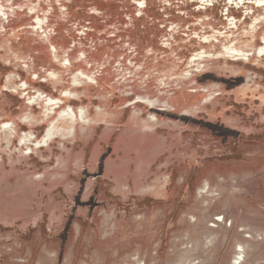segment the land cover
<instances>
[{"label":"rangeland","instance_id":"374dc122","mask_svg":"<svg viewBox=\"0 0 264 264\" xmlns=\"http://www.w3.org/2000/svg\"><path fill=\"white\" fill-rule=\"evenodd\" d=\"M0 10V264H264V6Z\"/></svg>","mask_w":264,"mask_h":264},{"label":"flooded vegetation","instance_id":"af4514ba","mask_svg":"<svg viewBox=\"0 0 264 264\" xmlns=\"http://www.w3.org/2000/svg\"><path fill=\"white\" fill-rule=\"evenodd\" d=\"M234 1H238L240 3H243V1H245V0H230V2H234ZM249 1L251 3H254L255 5H257L258 7L264 6V0H255V1L254 0H249ZM1 14H2V12L0 10V16H1ZM257 22H258V20L256 21V23ZM206 40H209V39H206ZM258 52H259L260 55L263 54L264 53V48H260ZM218 56H220V57L223 56L224 58H228V57H239L240 58L241 57V58L246 59V60H248V58H249L248 54L244 53L243 51H239V50H237L234 47H224L223 52H221L220 54H218ZM218 56L207 55L206 53H198L196 55V58L199 61V60H202V59H205V58H210V59L212 58L213 59V58H216ZM49 103L54 104V102L52 100L51 101H48V105H49ZM151 105H154V104H151ZM81 114H83V113H81ZM65 115L70 116V119L71 120L74 119V116L72 115V112H68L67 114L65 112ZM62 116H64V114L61 115V117ZM7 125L5 127H8ZM53 127H55V124L53 125ZM27 141H28L27 136H22L21 143H27Z\"/></svg>","mask_w":264,"mask_h":264},{"label":"bare ground","instance_id":"6f19581e","mask_svg":"<svg viewBox=\"0 0 264 264\" xmlns=\"http://www.w3.org/2000/svg\"><path fill=\"white\" fill-rule=\"evenodd\" d=\"M202 191H205V189L203 188ZM206 192H208V191H206Z\"/></svg>","mask_w":264,"mask_h":264}]
</instances>
